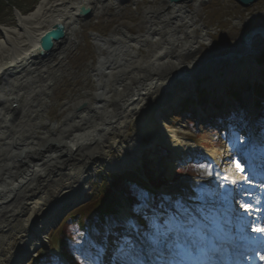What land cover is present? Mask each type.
<instances>
[{"label":"bare ground","instance_id":"bare-ground-1","mask_svg":"<svg viewBox=\"0 0 264 264\" xmlns=\"http://www.w3.org/2000/svg\"><path fill=\"white\" fill-rule=\"evenodd\" d=\"M162 2L166 6L143 11L146 25L143 35L129 34L123 27L107 36L91 34L96 48L104 52L99 53L96 66L90 69L96 80L94 92L84 94L83 99L66 102L62 106L66 115L60 123L50 120L45 110L62 73L59 65L69 46L76 44L75 33L88 20L80 15L81 7H90L91 15L100 16L110 6L118 11L122 1L38 0L25 13L14 11L13 25H0V151L12 146L9 153H0V215L2 210L11 220L18 219V228L23 234L17 241L11 239L15 233L0 238V264H8L5 263L7 260L17 264L29 256L43 244L46 231L55 222V208L84 195L88 178L76 164H57L60 155L68 154L69 162L83 158L82 166H88L89 161L98 158L101 164L117 169V173L139 161V155L147 149L145 145L162 144L172 152L170 160L164 162L169 170L198 154L194 151V142H191L193 148H189L186 137L179 140L176 132L165 131L163 127L164 117L168 116L175 99L187 94L197 79L208 76L206 73L209 72V80L219 85L227 78L257 75L254 61L264 51L263 22L257 23V28L252 30L257 32L252 33L248 41L217 46L213 43L216 29L206 27L198 17L199 0L193 1L192 7L187 2ZM59 23L66 31L63 39H53L51 49L43 51V37ZM143 38H147L154 48L148 60L137 55ZM203 48H208V52L196 57ZM221 60L227 66L221 63L223 69L219 73L209 69V63H220ZM116 76L118 81L111 88L108 82ZM29 81L32 85L24 92V85ZM12 104L17 106L16 113H12L15 110ZM30 121H37V127L44 125L43 129L36 132L32 125L25 130L23 125ZM255 137L257 146L264 152V138ZM112 151L118 152L121 160L116 161L110 155ZM18 160L19 164H16ZM217 165L220 169L219 163ZM51 172L52 176L66 172L67 179L79 177L75 182L69 181L71 179L64 182L68 187L52 202L44 198L47 197L44 193H36L35 184L28 179L30 176L42 178ZM208 186L214 190L212 183ZM18 188L23 190L16 195V205L3 207L2 204L9 201ZM161 192L170 199L169 190L162 188ZM143 224L144 220L141 221ZM112 246L100 251L114 255L110 250L116 247ZM147 252L155 254L153 264H158L155 259L163 262L156 246ZM117 255L113 258L116 264L137 262L125 261L123 256Z\"/></svg>","mask_w":264,"mask_h":264},{"label":"rangeland","instance_id":"rangeland-1","mask_svg":"<svg viewBox=\"0 0 264 264\" xmlns=\"http://www.w3.org/2000/svg\"><path fill=\"white\" fill-rule=\"evenodd\" d=\"M14 1L15 0H0V25H13L15 13L14 8H18L19 11L24 13L25 11L31 10L38 0H20L18 5L15 4L13 6L12 3ZM187 4L189 7L193 6V2H187ZM163 6H166V4L165 2H162V0H139L137 2L128 0L127 3L125 2L118 8V11L110 6L105 9L100 16L91 15L75 33L77 42L75 45L69 46V51H67L63 63L59 65V69L62 73L56 80L51 100L48 108L45 110L49 119L57 121L58 123L64 121L66 110H63L62 106L65 105L66 102L75 99H83L86 97L84 94H92V92H94L96 80H94L90 69L91 67L96 66L98 60L97 57L99 53L103 51H99L98 48H96L91 35L92 33L107 36L109 33L117 32V30H120V28L123 27L129 34L143 35L146 33V25L143 22V11L146 8L155 9ZM200 6L198 17L205 23L206 27L216 29L217 34L213 36V43L217 46L221 45L225 47L231 46L232 44H238L240 43L241 36L244 35L250 27L258 25L257 23H260V21L264 23V0H258L256 3L249 6H244L237 3L235 0H205L200 1ZM244 22L246 23L244 24ZM139 49L140 51L137 55L144 60H148L154 50L147 41V38L140 40ZM201 51L198 52L196 57L202 55L201 53L208 52V48H203ZM263 58L264 53L254 61L257 75L254 77L252 76V78L247 74L237 76L239 77V82L237 83L242 85V88L240 87V94L243 96V99L241 102L235 101L236 105L239 103H242L243 105V103H245L247 108H250V105L253 103L255 97L252 95L253 92L250 90V86L254 82L256 84L260 82L263 74L262 67H264V61L262 62ZM221 63L223 66H227L224 61H221L220 63L216 62L215 64L209 63V69L214 72L218 71L217 73H219L220 70L223 69ZM13 73L15 74V71H12V74ZM209 74L210 72L206 73L208 76H200L195 82L193 86L194 88H192L187 94L179 95L177 99H175V104L170 106L171 110L168 112V116L164 117L165 121L163 127L165 131L176 132V136L179 140H183L186 137V145H189V148H193V145L191 144L193 141L205 146L206 150L195 148V151L199 152V162L183 161L182 164H175L167 170L164 162L170 160L172 152L169 150L168 146L162 144L145 145L147 149L141 152L139 155V161L136 160V162L128 165V167L119 169L120 171L117 173L115 172L117 169L109 167L107 164H101L98 158L89 161L88 166H82L80 161H82L83 158L73 159L74 161L72 160L69 162L71 157L68 154L60 155L57 164H62L64 162L65 164H76V166H80L82 174L88 178L87 189L83 196L73 198L75 201L72 200L57 209L55 208L54 215H56V219L46 231L43 238V244L37 246L29 256H26L17 264H27L31 259L35 258V256H39V258L42 257V264H55L49 257L45 256L44 253L40 254V251H50L51 246L55 247L53 237L58 234V228L61 227L63 220L68 217L69 214L76 212V210H83L82 207H86L91 213L94 212L90 206L91 197L95 196L93 193H97L99 185L103 181L106 182L107 187L113 188V180H116L117 175V177L131 175L137 182L143 180L153 182L152 180L163 178L164 183L160 188L169 190L172 195L170 196V199H168V206L161 205L160 209L164 210L156 212V215H154L157 216V221L152 215L150 218L142 216V212L129 211L125 204L121 206V212L126 213L129 217H135V227L139 229V236L140 238H144V242H147V240H153L155 243L160 242L158 249L161 248V250L159 249L160 251L164 250L165 253L169 252L171 254L170 258H167V261L171 263L177 261L178 258L174 253L175 249L173 251L170 247L175 246V248H178L179 241L177 238L173 237V234L166 232L165 228L168 229L169 226L179 228L180 232L184 230V228L185 230L188 229L189 235L191 234L194 236L192 237L193 241L205 236V229L218 227L224 230V226L220 220V218H223V214L218 213L217 209L223 200L225 201L227 199L228 201H231L228 199V190H231L230 192H232L233 185H235L236 182L242 183L244 178L236 173V165L240 163L238 155L240 151H242L241 147L247 146L251 148L254 145V143L250 142L252 134L264 138V126H259L256 122L252 123L248 120L241 122L240 125L243 130L242 132H238L237 130L230 132L224 129H219L218 131L213 128L212 124L207 125L203 123L197 125L198 128H195V124L192 123L191 118H188L187 113H181L177 108H179V104H181L182 101L189 99V97L194 95L195 92L203 90L206 94L207 91H210L211 88L215 87V84L208 78L211 76ZM102 78L103 75L101 80ZM235 78L231 77L229 79H224L220 82V85L225 87L224 90L227 91L231 84L233 85L231 82H234L233 80H235ZM117 79L118 77L116 76L109 80L108 84L111 88L114 83L118 81ZM4 83L6 84V82ZM31 85L32 82L30 83V81L28 84H25L24 92L27 91ZM216 85L218 86L217 90L221 91L222 86L220 87L219 84ZM233 88H235V86H232V89ZM226 91L225 94H227ZM218 99L220 102L224 103L222 98ZM88 100L93 102L92 97L88 96ZM228 104L231 105V103ZM231 109L232 106L229 107L224 114L227 115L228 112H232L233 109ZM234 110H238L234 116H238L240 119L242 116V109L235 107ZM12 116H14V114ZM36 122H27L23 127L26 130L34 126L35 131L40 132L44 125L38 124L39 126L37 127L35 124ZM252 128L253 131L251 130ZM184 133H186V135ZM234 137L240 138L235 144H233ZM11 147L12 146L7 148L3 147L0 153H9ZM112 152L113 153H110V155L113 156L116 161L121 160L122 157L118 152ZM15 163L19 164V160ZM217 163H219L220 169ZM104 169L106 171H104ZM52 174L53 172L48 173V176L45 173V176L42 178L33 176L28 178L30 179V183L35 184L36 193H44L47 195V197L44 198L46 200H51V202L68 187V183L64 182H68V180L71 179V177L67 179L66 172H61L58 173V175L53 176ZM214 176L218 177V181L215 179V181L212 182ZM77 179H79L78 176L69 181L75 182ZM210 183L213 184L214 190H211L207 185ZM242 188V184L238 185L233 191L234 195H232L235 205H238L239 207L244 204V198L250 196L247 192L242 193ZM20 189L18 188L17 190L19 191L13 192L9 201H3V207H12L16 205V195L18 192L22 191L23 188ZM239 194L240 196L244 195V198H239ZM24 197H27V195H24ZM172 204L179 207L181 212H178L176 209L172 210L174 209V205ZM2 213L4 212L2 211ZM2 217L4 219H2ZM116 218H119V216ZM0 219H2V221H0V224H2L0 228V238L7 234L9 235L12 233L13 235V233H15L16 235L11 239L17 241L20 236H23V234L20 233V228H18V219L12 218L11 220V217L6 216V214H3ZM142 220H144L143 225H141ZM206 225L210 227H206ZM95 226L98 227V224ZM105 229V232H109L111 229L110 225H106ZM113 230L115 231V229ZM229 235L233 236L232 234ZM103 237L104 236L99 234V231L94 229L85 240L82 249L78 253L71 248L69 252L74 256L71 264H102L101 262H98L95 251H93L92 248L96 245L98 248L104 247V249H109L112 242L109 243V241L105 240ZM114 245L118 244L113 243V246ZM52 252H55V250H52ZM130 254L135 257V260H140L139 262L143 264L137 251L135 252L134 250H131ZM56 255L59 256L58 253H56ZM112 258L113 257H111L109 261L108 259L106 260L107 264H114L111 262V260L114 261ZM57 259L60 263V258L57 257ZM128 260L131 261L133 259L130 260L128 258ZM5 263L10 264L8 260ZM104 264H106V262Z\"/></svg>","mask_w":264,"mask_h":264},{"label":"trees","instance_id":"trees-1","mask_svg":"<svg viewBox=\"0 0 264 264\" xmlns=\"http://www.w3.org/2000/svg\"><path fill=\"white\" fill-rule=\"evenodd\" d=\"M19 1L20 0H15L13 2L14 4L12 3V5H18ZM260 91H262L261 88ZM231 92L234 96L240 98L239 91L232 90ZM199 95L200 97L202 96L201 91L199 92ZM201 100L204 101L203 97ZM117 176L116 180H113V189L111 187H107L106 182L103 181L99 185L97 193H93L95 196L91 197L92 199L90 205L91 209H93L92 211H94L92 212L93 214L89 209H86V207H82L83 210H76V212L69 214V216L63 220L61 227L58 228L59 232L58 234H56V236L53 237V242L55 244V247H58L61 253H63L70 260H73L74 256L69 251L71 250V248H73L74 250L76 249V251L78 250L77 248L80 245L79 240L89 232V226L92 221L91 217L94 215L93 219L104 220V218H106L108 214L114 213L116 211L115 205L119 201L118 193L125 197L132 206L137 202V188L144 187V183H142V181L137 182L136 180H134V178H132L131 175L124 177ZM42 253H44L45 256L49 257L52 261L54 260L52 253L48 251H40V254ZM42 261V257L39 258V256H37L28 264H42Z\"/></svg>","mask_w":264,"mask_h":264},{"label":"water","instance_id":"water-1","mask_svg":"<svg viewBox=\"0 0 264 264\" xmlns=\"http://www.w3.org/2000/svg\"><path fill=\"white\" fill-rule=\"evenodd\" d=\"M122 4L126 1V0H121ZM172 2H176V3H185V2H193L195 0H169ZM199 1H205V0H199ZM237 3H240L244 6H249L252 5L254 3H256L258 0H235ZM17 9H15L16 11ZM80 15L84 18L89 19V17L91 16V8L87 7V6H82L81 7V11H80ZM246 22H244L245 24ZM243 28V27H242ZM254 28H257V26H253L250 27L249 30H247V32L244 33V35L241 36L240 41L245 42L248 41L250 39V36L252 35V33H255L257 31L252 32V30ZM53 30H51L48 35L46 37H43V41H42V50L43 51H48L51 49V45L53 43V39L58 40V39H63L64 35H65V28L62 24H57L54 26V28H52ZM239 41V42H240ZM264 53V51H263ZM222 61V60H221ZM239 77H236L235 79H238ZM15 107V110L12 111V113H16L17 111V106L12 104ZM2 214H6V213H2L1 211V215Z\"/></svg>","mask_w":264,"mask_h":264},{"label":"snow or ice","instance_id":"snow-or-ice-1","mask_svg":"<svg viewBox=\"0 0 264 264\" xmlns=\"http://www.w3.org/2000/svg\"><path fill=\"white\" fill-rule=\"evenodd\" d=\"M236 167H237L238 169H240V165H239V164H237ZM257 230H258V231H264V229H257Z\"/></svg>","mask_w":264,"mask_h":264}]
</instances>
